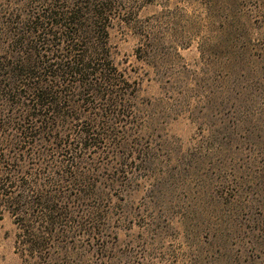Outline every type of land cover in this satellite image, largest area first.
<instances>
[{
    "label": "rangeland",
    "instance_id": "rangeland-1",
    "mask_svg": "<svg viewBox=\"0 0 264 264\" xmlns=\"http://www.w3.org/2000/svg\"><path fill=\"white\" fill-rule=\"evenodd\" d=\"M125 146L88 162L108 264H264V0H122ZM0 219V264H21ZM101 242H95L100 247Z\"/></svg>",
    "mask_w": 264,
    "mask_h": 264
},
{
    "label": "trees",
    "instance_id": "trees-1",
    "mask_svg": "<svg viewBox=\"0 0 264 264\" xmlns=\"http://www.w3.org/2000/svg\"><path fill=\"white\" fill-rule=\"evenodd\" d=\"M121 1L0 0V219L21 264H108L88 158L125 146L135 111L110 43Z\"/></svg>",
    "mask_w": 264,
    "mask_h": 264
}]
</instances>
